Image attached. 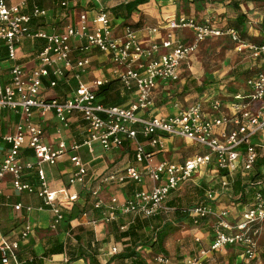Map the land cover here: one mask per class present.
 <instances>
[{
	"label": "built area",
	"instance_id": "built-area-1",
	"mask_svg": "<svg viewBox=\"0 0 264 264\" xmlns=\"http://www.w3.org/2000/svg\"><path fill=\"white\" fill-rule=\"evenodd\" d=\"M45 1L22 0L12 4L10 0H0V60L5 51L7 60L13 63L10 82L0 84V113L10 110L22 118L15 132L4 137L9 151L0 158V182L12 176L15 190L36 194L43 199L55 216L52 228L57 229L65 216L58 203V193L48 186L44 165L54 166L70 151L78 152L81 147H87L92 152L93 144L98 142L106 152L132 145L136 162V165L123 170L104 174L100 177L99 186L91 191L94 209L102 212V219L108 223L116 222L123 215L152 218L176 212L175 208L168 206L169 198L194 181L202 170L212 166L220 173L221 189L233 194L232 185L236 176L248 175L258 161L259 149L253 140L264 131V43L244 40L235 28H220L211 19L201 22L181 14L148 27L150 34L163 33L164 37L161 42L145 46L140 29L136 27L127 26L121 35L114 32L110 13L103 6L104 0H93L98 8L95 27L91 26L89 14L84 12L77 25L68 26L64 31L57 28L47 31L37 28L48 16V10L43 7ZM55 1L60 9L66 10L73 0ZM112 1L116 6L129 3V0ZM182 30L193 32L190 44L175 39V33ZM222 37L229 38L238 53H248L262 69L246 81L251 100L232 101L230 105L221 99H212L208 104L199 100L180 108L174 115H148L155 107L154 93L157 88L162 84L178 82L182 66L200 46L207 40ZM37 39L43 40L45 47L37 55L36 67L27 70L18 63V50L25 40ZM94 51L107 55L114 68L109 78L88 84L83 82L82 77L91 68L90 54ZM77 56L81 57L77 59ZM68 73L78 81L72 97L63 101L41 98L45 80H48L50 88H56L68 78ZM115 81L134 95L135 101L130 106H107L100 100V88ZM34 112L42 117L55 112L58 120L66 125L71 115L80 114L87 125L83 144H74L70 148L64 142L56 147L46 145L44 130L34 124ZM140 137L146 140V145L140 142ZM166 137L190 141L206 152L196 154L182 164L158 161L157 152L165 149ZM24 149L32 150L34 162H22ZM70 160L77 168L70 183L85 185L87 165L78 155L71 156ZM27 172H34L39 177V189L24 181ZM130 184L137 189L125 200L112 197L105 201L100 195L104 186ZM254 191L252 203L243 211L240 221H232L229 210L217 211L210 203L183 211L196 228L203 221L211 220L213 237L208 249H202L184 264H209L210 258L231 247L242 250L243 264H258L264 228V194L260 189ZM206 196L209 202L215 201L213 191ZM70 200H78V195H72ZM16 209L21 210L22 205L16 206ZM31 209L27 208L28 211ZM96 222L92 221L93 224ZM32 232L31 224L27 223L21 238L28 239ZM18 249V242L1 244L2 262L8 264L10 254ZM114 253H117V248ZM154 264L173 262L170 257L160 254L155 257Z\"/></svg>",
	"mask_w": 264,
	"mask_h": 264
},
{
	"label": "crops",
	"instance_id": "crops-1",
	"mask_svg": "<svg viewBox=\"0 0 264 264\" xmlns=\"http://www.w3.org/2000/svg\"><path fill=\"white\" fill-rule=\"evenodd\" d=\"M21 1L22 0H10V3L14 4ZM131 1L134 0H129V3ZM181 2L178 0H151L147 4L141 5L138 10L132 14L131 18L127 20L122 18L117 19L112 14L113 8L118 7L112 0H104L103 6L108 9L110 13L111 24L117 35L123 34L127 26H137V28L140 29L141 41L145 46H149L154 42H161L164 37L163 33L160 35L150 34L147 30L148 27L157 26L163 23V21L177 15L184 14L192 16L201 22L211 19L216 26L225 28L227 25L225 24L224 17H227V15L229 18H237L239 11L240 14H246L248 13L246 12L247 10H253L252 6L248 7L247 4V7H244L241 2L236 0H183ZM43 7L48 10V16L38 24L37 28L39 29L50 31L53 28H57L59 31H64L68 26L77 25L80 21V15L84 12L89 14L91 26H96L95 18L98 8L93 0H73L71 7L66 10L60 9L55 0H47L43 2ZM185 7L188 13L179 10V8L183 10ZM238 7L240 10H237ZM241 8L244 12H241ZM248 18L250 17L247 15L248 22L245 25V31L248 33L249 42L264 43V26H257L256 28L252 26L248 27L247 25L250 24ZM193 35V32L189 30L177 31L175 33V39L184 44H190L193 40ZM44 45L45 42L43 40H25L18 50V63L27 70H33L37 65V55L42 51ZM76 45H78V43H76ZM163 52L165 51L163 50ZM90 56L92 60L91 68L83 75V82L91 84L97 79L109 78L114 68L111 59L99 51L92 52ZM80 57L81 56H77V59ZM12 65L13 63L7 59H5V61H0V84H7L10 82ZM256 65V68H258L257 71L262 70L257 63ZM183 66L181 68V75ZM67 77L68 78L61 82L56 88H50L48 80H45V89L41 93V98L46 100L52 98L63 101L72 97V94L78 86V81L72 74L68 73ZM172 84L174 83L162 84L157 88L154 93L155 107L148 112V115L162 117L174 115L178 112L180 109L178 106L174 109V113H170L169 110L166 112L164 109L162 110L159 108L160 104L166 103L167 97L165 93L168 92L169 86ZM113 88L112 96L109 98L110 103L115 100L125 99L120 106H130L131 103L135 101L134 95L124 90L119 82H117ZM246 89H248V87ZM222 90H226V87H222ZM247 91H249V94L242 97V101L247 102L248 96L251 100V91L249 89ZM239 94V92L235 94L226 93L221 94L222 96L218 95L217 97L205 95L195 102L200 100L208 104L212 99H221L226 105H230L232 101H239L236 99V96H239ZM100 100L103 101V98H100ZM256 106L257 105L254 107L255 109L257 108ZM226 113L228 114L229 110L226 109ZM21 121L22 118L19 114L10 110L1 111L0 158L5 157L9 151V146L4 142V137L14 133L16 126H18ZM33 121L34 124L36 123L44 130V143L48 146L56 147L61 142L67 143L69 148L74 144L82 145L87 135V125L82 116L78 113L69 117L67 125L62 124L58 120L55 112H50L46 117H42L38 112H34ZM139 139L140 142L145 145L147 144L144 138L140 137ZM175 141L188 144V148L197 151L195 155L206 152L205 149L200 146L198 147V145L190 141L166 137L165 149L157 152L158 161L167 160L181 163L176 159H169L166 156V154L170 152L168 150L169 144ZM253 143L260 149L259 151H261L260 153L263 155L264 131L254 138ZM172 151H177V148L172 149ZM73 155L81 157L88 167V176L86 177L85 185L81 182L74 185L70 183L71 178L77 173V168L70 160V157ZM195 155L193 154L185 158L183 162L191 159ZM21 160L24 163L34 162L35 158L32 150L24 149L22 151ZM133 165H136V162L134 147L132 145L128 144L122 149L106 152L98 142L93 144L92 152H90L87 147H81L78 152L70 151L54 166L48 164L44 165L48 186L50 190L58 193V203L65 216V220L57 229L52 228L55 216L50 208L45 205L43 199L39 198L36 194L18 192L13 187L12 176H7L0 182V190L2 191V194H0V245L4 242L19 243V249L13 254H10L8 264H92L91 260L95 261L94 264H141L142 261L145 264H154L155 257L160 254L170 257L166 252H158L156 256L150 259L146 257V254L150 255L155 245H161L157 242V234L163 229L165 223H173L176 230V221L179 222V224L183 223L179 221V216L176 212L160 215L158 219L153 220V224L149 227L138 230L137 236L134 238L129 237L121 240L120 233L126 232L131 224H135L137 219L147 220L150 218H135L132 215H123L120 216L116 222L108 223L102 219V212L95 210L93 207L91 191L99 186L100 177L110 171L123 170ZM209 169L211 168L202 170L198 175L208 172L211 176L213 173L212 170L214 169ZM239 175L243 176L242 174H238L236 176L237 181ZM215 178H218V176L213 175L212 181H215L213 180ZM216 180L217 182L214 185H219V178ZM24 181L32 184L36 189L40 188L39 177L34 172H27L24 176ZM245 183L246 182L243 181L241 187H244ZM135 189H137V187L133 184L104 186L100 195L105 201L112 197L125 200L132 196ZM255 189H260L264 193V185H256ZM207 193L199 203L191 205V207L210 203L217 211L229 210L230 219L232 221L241 220L243 211L251 205L253 199V196L248 190L245 196H242V194L234 196L232 191L220 189L218 191H213L215 194V201L209 202L206 196ZM72 195H78V200L71 201L70 197ZM18 205H22L21 210L16 209ZM168 206L175 209L182 208L179 198L174 200L170 197ZM27 208L32 209L28 211ZM84 214H87V216H84ZM170 215H176L177 218L175 220H170L168 219ZM93 220L97 222L93 224ZM189 222L194 230L187 234L189 237L185 246L183 247V245H181L179 248H186L189 250V245L195 240L196 251L186 256L183 261L178 263L170 257L173 264H184L187 259L198 255L202 249H208L212 242L211 220L203 221L199 228L194 227L190 219ZM27 223L31 224L33 232L28 239L23 240L21 238V233ZM197 240L200 241L197 242ZM115 248H117V253H114ZM133 249L140 253L142 259H121L119 257L126 250L129 251ZM162 249V251H165L163 247ZM235 249L240 250L236 247L227 248L223 252L217 253L214 257L210 258L208 263L224 264L222 263V261H224L226 264H241L243 262L240 257L242 253L239 254V251L236 252L237 254L234 252V256L232 254L227 260L229 257L226 255L227 252L235 251ZM0 264H4L2 262L1 253ZM258 264H264V228L260 239Z\"/></svg>",
	"mask_w": 264,
	"mask_h": 264
},
{
	"label": "rangeland",
	"instance_id": "rangeland-1",
	"mask_svg": "<svg viewBox=\"0 0 264 264\" xmlns=\"http://www.w3.org/2000/svg\"><path fill=\"white\" fill-rule=\"evenodd\" d=\"M178 1L181 2L183 0ZM236 1L241 2L244 7H247V4L248 7H253V10L246 11L248 12L246 14L250 17L248 18L250 23L247 25L248 27L252 26L256 28L257 26H264V0ZM185 9L186 7L183 8V10L179 8L180 11L188 13ZM241 12H244L242 11V8ZM224 18L226 25L236 19L235 17L229 18L228 15ZM245 34L244 38L247 41H250L247 35L248 33ZM256 66V62L252 60L249 54L238 53L234 44L229 39L222 37L207 40L183 66V72L180 80L169 86L168 92L165 93L167 97V104L162 103L158 106L166 112L169 110L170 113H174V109L177 108V106L178 108H181L186 105H190L205 95L217 97L221 94H235L238 92L240 94L239 96H236V99L241 102L242 97L249 94V91H247L248 89H246V81L250 76L257 72L258 68H256ZM224 86L226 87V90H222V87ZM201 89H204V91L200 92L199 90ZM247 99L248 101L250 100L249 96ZM175 148H177V151L173 152L172 149ZM168 150L170 152L166 154L167 158L176 159L181 163L185 158H188L193 154L195 155L197 152L196 150L188 148V144L181 143L180 141H175L169 144ZM214 168L215 166H212L211 169ZM212 172L211 176L208 172H204L203 174L198 175V177L196 176L194 181L189 182L181 189V191L179 190L173 194L171 199L177 200L179 198L182 209H188L191 208V205L199 203L202 198L205 197L207 192L220 190L221 188L218 184L214 185L217 182L216 179L219 177L213 179L215 181H212L213 175L220 176V173L215 169L212 170ZM243 176H247V174ZM176 218V215H170V218L168 219L175 220ZM176 227L177 230L167 237L165 244L163 245L165 251H162L163 249L161 245H155L153 252L150 255L146 254L147 258H153L158 252H166L175 260L176 263H178L183 261L186 256L196 251L195 240L190 244L191 246L189 245V250L186 248H179L181 245H183V247L185 246L189 237L187 234L194 230L190 222L185 221L179 224V222L176 221ZM237 251H239V254L242 253L240 257L243 260L244 257L241 249H235V251L227 252L226 255L229 256L227 260L230 256H232V254L234 256V252L237 254ZM243 262L241 264H243ZM222 263L226 264L224 261H222Z\"/></svg>",
	"mask_w": 264,
	"mask_h": 264
},
{
	"label": "trees",
	"instance_id": "trees-1",
	"mask_svg": "<svg viewBox=\"0 0 264 264\" xmlns=\"http://www.w3.org/2000/svg\"><path fill=\"white\" fill-rule=\"evenodd\" d=\"M150 1L151 0H134V1H131L127 5L118 6V7L113 8L112 14L117 19H121V18L126 19V20L130 19L132 14L134 12H136L141 5L147 4ZM237 6H239V5H237ZM237 10H240V8L238 7ZM247 22H248L247 15L242 13V14H239L235 20L231 21L224 29H227L230 27L235 28L238 32H240L241 37L244 40H246L244 38V35H246L245 33H247V32H245V25ZM135 27L137 28V26H135ZM227 39H229V38H227ZM44 47H45V45H44ZM5 59H8V57H7V52L4 51L3 58L0 61H5ZM116 83H117L116 81L111 82L110 84L100 88V90L98 92V96L100 98H103L102 103H104L107 106H120L125 100V99L124 100L119 99V100L113 101L112 103L109 102V98L112 96V92L114 90L113 86L116 85ZM199 91L202 92V91H204V89H201ZM257 149H259V148H257ZM259 150H258V155H259L258 161H257L254 169L246 177L239 175L238 181L235 180L234 184L232 185L234 196L239 195V194H242V196H245L247 190L253 196L254 192H255L254 191L255 186L256 185H264V154L261 155V153H260L261 151H259ZM243 181L246 183H245L244 187H241V183ZM261 192L263 193L262 190H261ZM184 210H186V209H182V208L176 209V213L179 216L180 222L189 221V216L187 214L183 213ZM159 216L160 215H158L157 217L156 216L152 217V218L147 219V220H138L137 219L135 224H131L130 228L126 232L120 233V239L122 240L123 238H129V237L134 238L135 236H137L138 230H140L144 227H146V228L149 227L151 224H153V220L158 219ZM174 231H176V228L174 227L173 223H165V225L163 226V229L161 231H159V233L157 234L158 235L157 242H159L161 244V246L164 245L167 237L171 233H173ZM119 257L121 259H128V258L142 259L140 253L136 252L135 249L129 250V251L126 250ZM91 261H92V264L95 263L94 260H91ZM96 264H99V263H96ZM141 264H145V263H143V261H142Z\"/></svg>",
	"mask_w": 264,
	"mask_h": 264
}]
</instances>
